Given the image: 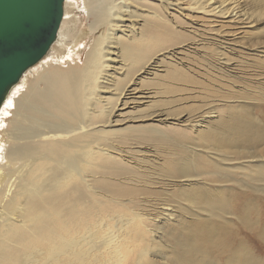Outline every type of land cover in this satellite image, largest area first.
I'll return each instance as SVG.
<instances>
[{"label": "bare ground", "instance_id": "6f19581e", "mask_svg": "<svg viewBox=\"0 0 264 264\" xmlns=\"http://www.w3.org/2000/svg\"><path fill=\"white\" fill-rule=\"evenodd\" d=\"M76 3L97 34L83 63L71 41L83 35L64 34L65 0L58 39L11 90L4 105L12 107L0 111V264H264V121L247 105L216 115L218 95L208 111L178 117L191 130L209 120L197 136L154 127L150 120L171 118L157 111L125 127L112 119L156 100L143 86L159 55L173 56L175 68L184 49L215 46L218 69L238 75L226 53L249 38L264 0ZM176 13L191 21L187 34ZM174 68L172 81L198 83ZM175 99L157 101L166 107ZM116 132L130 143L110 140ZM167 146L175 157L160 168L155 149Z\"/></svg>", "mask_w": 264, "mask_h": 264}, {"label": "rangeland", "instance_id": "374dc122", "mask_svg": "<svg viewBox=\"0 0 264 264\" xmlns=\"http://www.w3.org/2000/svg\"><path fill=\"white\" fill-rule=\"evenodd\" d=\"M68 1H69V4H68V12H69L68 24L66 25V27L64 29V34L65 35H67V34H72V35L74 34L75 35L76 34L77 37H78V35H83V36L79 37L75 43H74V39L71 40L73 42V45H75L74 46L75 51H73V55L75 53H78V56L75 55V58L79 59L80 63H83V61L86 57V53H87L88 49L90 48V46L92 45V43L94 42V39H95L97 34L94 35V34H91L89 32V21H90L89 16L87 14H85V12L82 10V7L81 6L79 7L76 3V2L80 3V0H78V1L68 0ZM154 3H156V2H154ZM254 18L255 19L257 18L256 19L257 23L255 22V24L257 26L255 25L256 28L254 27V30H253V32L250 33L249 38L241 39L238 41L237 44H234V43L231 45L229 44L230 46L233 47V49H232V51H228V53H226L227 54L226 58L229 59L230 62L235 64L234 66H236L235 68L237 69L235 72H237L238 75L235 76L233 74L222 71L221 69H218V67H219L217 64L218 59L216 57V54L214 53V50L216 49L215 46H208V48H209L208 50H206L204 47H202L201 50L204 51L202 53H195L192 50L189 51V50L184 49L183 52H185V51L186 52H185V54L183 53L182 56H183L185 61L182 64H178L175 68L176 69L181 68V71L183 70L186 74H189V76H191L195 80H197L198 83L194 84L195 86L191 83H190L191 84L190 85L188 82H186V84H183L182 80L181 81L180 80L174 81V79H173V81H172V78H170L171 79L170 80L169 79V77H170L169 71H170V69L172 70L175 66V65H173L174 62L172 61L173 56H171L172 58L169 56L171 58L170 59L169 57L166 56V54H165V56L163 55L164 57L162 55H159V57H158L159 59L157 58V61H156L157 65H158V68H156L157 70L152 71L153 73L151 75H148L150 80L147 79L148 80L147 81V80H144V78H141L140 81L144 80V86L143 87L145 88V90H154L157 92L156 100H155V98L152 99V101L154 100L153 102H159L160 100H162V101L165 100L164 102H167L169 100V102H170L171 99H175L178 97L177 99H175V102H177V103L173 102L172 103L173 105L171 104V106L168 105L169 107L168 106L163 107V106H161L160 102L158 104H155L151 101V99H148L146 101L147 103H142L141 105L137 106L136 108H132L133 107V104H132L130 107L124 109L123 111H120L118 113L119 115L114 116L112 119L113 120L118 119V121L121 122V124H124L123 127H125L127 125L134 123L133 121H135L139 118H144V119L150 118L149 114H153L154 111L155 112L157 111L156 112L157 115L168 114V116L171 118L169 119V122L165 125L161 124L160 122L150 120L149 121L150 123H152V122L154 123V125L152 124L154 127H156V126L158 128L160 127L164 131H171L175 128L176 129L179 128L180 130H178V132H181L182 130L188 131V133L191 137L197 136L201 131L207 130V125L210 126L209 120H208V122L205 123V124H207L205 127L202 126V127H198L196 130L195 129L191 130V129L187 128L182 122H181L182 123V125H181L180 122H178V117L183 116L184 118L181 117L182 118L181 120H183V119L187 118L188 115H197V114L201 113L202 111H204V112L208 111L207 109L210 106H212L211 104L214 103L213 102L214 98H217V95H218V97L220 99L222 98V100H224V101H218V104L223 105V106L219 105L220 107L218 106L217 102H215V104H217L214 106L216 111H217L216 115L219 114V116L221 117V116H225V114H227V116H228V112H229L227 110L229 108L228 106L239 104L240 106L241 105H247L249 107L248 108L249 111H251L256 118H258L261 121H264V97H263L264 96V89H263L264 88V84H263V82H264V71H262V69H264V68L257 65L261 61L264 62V54H259L256 52L257 49H260V48L264 49V12L263 13L261 12L258 15V17L255 16ZM174 19H175V21L182 22V24H180L181 27H183L182 30L184 31L185 34H187L186 29H187V27L189 28V26L192 25L191 21L189 19L184 18V17H183V19H181V17H179L177 13L174 15ZM140 23H143V22L140 21ZM77 33H78V35H77ZM189 37H191L190 33H189ZM188 38L185 37L183 39L186 42H188L190 40ZM68 41H70V39H68ZM79 46H80V48H79ZM54 51L58 53L57 50H54ZM64 51L65 50H63V49L60 50L61 53ZM170 62H172L173 64ZM61 68L68 69L69 64L64 61V63L61 65ZM165 68H167V69H165ZM171 72H173V71H171ZM154 73H155V75H154ZM156 73L158 75H156ZM169 80H170V82L172 81V83H170ZM176 81H179L178 82L179 84ZM174 82H176L177 84ZM164 83H166V84H164ZM182 87L183 88L187 87V88L183 89L184 91H181L182 89L179 90V88H182ZM156 88H157V90H156ZM167 88H172L176 92L181 91V93L176 94V92L173 93L174 92L173 91L172 93H167L165 95L163 93V90L164 89L167 90ZM177 90H179V91H177ZM160 93L162 94V96ZM213 93H214V95H213ZM230 93L232 95L236 94V96H239V97L250 96L254 99V101H251L250 99H246L244 97H243L244 100L242 98H236V99L227 98V97L231 96ZM172 94H173V98H172ZM175 94L177 96H175ZM182 97H184V100ZM187 97H188V99H187ZM181 98H182V100L180 101ZM157 100H159V101H157ZM167 109L172 110V111H174L175 109L176 110L174 112H169ZM180 111H182V112H180ZM175 112L176 113L178 112L177 114L182 113V115H175L174 114ZM156 113H155V115H156ZM172 113H173V115H171ZM218 119L219 118H213L211 120V123H214V121L216 122ZM182 127L185 130L182 129ZM129 132L130 131H125L126 134H129ZM130 133H133V132H130ZM118 134H121V132H119V133L116 132V133L111 134L112 136L110 135V140L116 139L117 141H120L122 144L127 143L125 145H128L130 143L129 137L127 139L123 140V139L118 137ZM116 137H118L119 139ZM114 142H116V141H114ZM142 145H144L145 148L151 147L150 144H148V143L142 142ZM160 147L161 146H158V149ZM167 147H169V146H167ZM174 149L175 148H172V147H169L167 149L161 148L160 152H159V150L157 152V150L155 149V151L157 153L156 159L159 162V164H157V165L160 168L163 166H168L170 164V159L175 157ZM198 149H199V152H202V151H200L201 147H198ZM151 153H154V152H151ZM149 155H150L149 158H151V156L153 157V155H151V154H149ZM174 213H176L178 215L179 212H174ZM236 225L240 229L244 227L242 224L238 225L237 222H236Z\"/></svg>", "mask_w": 264, "mask_h": 264}, {"label": "water", "instance_id": "95a60500", "mask_svg": "<svg viewBox=\"0 0 264 264\" xmlns=\"http://www.w3.org/2000/svg\"><path fill=\"white\" fill-rule=\"evenodd\" d=\"M65 0H0V111L59 36Z\"/></svg>", "mask_w": 264, "mask_h": 264}, {"label": "snow or ice", "instance_id": "6c2138e0", "mask_svg": "<svg viewBox=\"0 0 264 264\" xmlns=\"http://www.w3.org/2000/svg\"><path fill=\"white\" fill-rule=\"evenodd\" d=\"M5 108H11L12 107V102L11 100L8 101L7 104L4 105ZM5 115H7V113H5Z\"/></svg>", "mask_w": 264, "mask_h": 264}]
</instances>
